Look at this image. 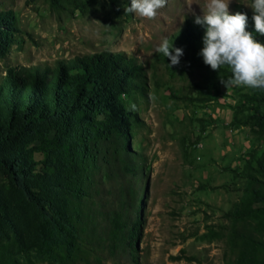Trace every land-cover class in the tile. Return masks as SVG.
Returning <instances> with one entry per match:
<instances>
[{"label": "rangeland", "instance_id": "rangeland-1", "mask_svg": "<svg viewBox=\"0 0 264 264\" xmlns=\"http://www.w3.org/2000/svg\"><path fill=\"white\" fill-rule=\"evenodd\" d=\"M206 2L167 0L149 20L126 13L131 0H0V12L11 18V36L0 45V84L15 67L54 66L104 51L134 58L144 73L124 95L133 120L126 159L135 174L117 159L103 167L97 174L103 186L91 205L102 230L111 203L119 207L126 199L123 215L138 229L136 239L113 250L90 245L77 254L56 251L40 241L31 210L16 208L1 217L0 264H229L226 213L245 195L247 160L264 151L252 118L253 96L264 90H227L220 76L228 78L230 69L206 65L199 55L203 43L183 49L172 68L155 51L164 38L172 45L187 21H195L191 12L202 15ZM252 3L231 0L230 14L239 7L251 17ZM52 138L40 127L11 151L31 156L40 168L42 146ZM7 181L0 170V195ZM21 239L26 244L19 249Z\"/></svg>", "mask_w": 264, "mask_h": 264}, {"label": "trees", "instance_id": "trees-1", "mask_svg": "<svg viewBox=\"0 0 264 264\" xmlns=\"http://www.w3.org/2000/svg\"><path fill=\"white\" fill-rule=\"evenodd\" d=\"M237 12L248 16L243 8ZM252 17L248 16V31L264 43ZM10 20L8 12H0V45L11 36ZM205 31L194 20L187 21L170 47L195 50L203 43ZM143 76L142 65L134 58L106 51L61 60L54 66L10 69L0 84V170L8 178L0 195V222L10 210L19 208L27 214L31 210L40 241L68 254L90 245H96L95 250L106 246L113 250L126 238L136 239L138 229L130 228L123 215L126 199L119 207L115 200L111 203L102 230L91 205L103 186L97 177L103 167L117 159L125 172L135 174L126 159L133 120L124 95ZM253 99V128L264 136V93L256 92ZM40 127L48 128L53 138L43 144L44 158L38 168L31 156L17 149L12 152L11 147L34 137ZM245 170V195L226 213L230 220L225 233L227 258L229 264H264V151L248 159ZM141 212V208L136 211ZM217 234L221 238L223 233ZM25 244L21 239L19 249Z\"/></svg>", "mask_w": 264, "mask_h": 264}, {"label": "clouds", "instance_id": "clouds-1", "mask_svg": "<svg viewBox=\"0 0 264 264\" xmlns=\"http://www.w3.org/2000/svg\"><path fill=\"white\" fill-rule=\"evenodd\" d=\"M230 3L231 0H207L201 7L202 15L191 12L195 17L194 22L206 29L204 46L199 55L214 71L219 72L224 66L230 69L231 75L228 78L220 76V83L227 90L231 87L264 90V43L248 31L246 14H230ZM166 4L167 0H131L130 7H126L125 11L152 20ZM250 6L254 10L252 19L255 30L264 36V0H253ZM155 51L171 61V68L180 64L184 54L183 49L170 47L167 38L163 39ZM132 107L134 110L135 105Z\"/></svg>", "mask_w": 264, "mask_h": 264}]
</instances>
